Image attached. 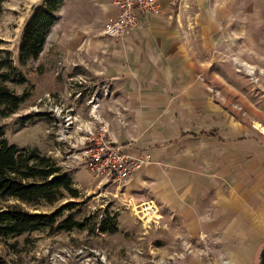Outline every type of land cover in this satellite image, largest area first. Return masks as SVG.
<instances>
[{
	"label": "rangeland",
	"instance_id": "rangeland-1",
	"mask_svg": "<svg viewBox=\"0 0 264 264\" xmlns=\"http://www.w3.org/2000/svg\"><path fill=\"white\" fill-rule=\"evenodd\" d=\"M38 2L0 0V47L6 50L15 69L26 77L23 83L10 80L5 83L15 93H27L14 112L0 117V128L10 143L53 155L80 191L77 197L66 196L52 204L30 205V210L51 211L64 201H78L70 208L77 217L92 213L102 217L104 208L115 210L117 229L101 232L91 222L83 228L69 230L44 224L18 235H0V264H182L187 256L196 253L197 245L184 237L186 242L182 246L176 242L179 237L174 233L175 224L164 220L158 212L146 215L136 212L135 202L131 204L132 210L124 209L115 196L120 186L111 184L105 190L103 184L92 181L90 171L75 168L65 150L79 137L73 125L64 143L53 137L50 106L56 104L61 109L62 119L71 112L83 122L92 121L87 103L90 90L86 95L85 90L77 94L70 91L69 82L76 83L80 77L100 78L109 49L103 29L112 16L104 15L99 0H63L38 56L19 61L17 46L22 27ZM151 14L155 20L150 27L155 28L158 38L165 40L167 50L178 47L173 53H155L149 61L159 66L152 64L151 70L163 81V90L173 91L167 93L166 102L175 93L176 103L180 100L178 109L181 105V111L183 107L191 110L181 115L183 125L198 121L194 113L202 101L207 103L203 109L208 110L202 115L204 124L225 126L229 119L244 129L251 127L264 133V0H167L166 7ZM89 45L93 51H88ZM91 63L98 66L93 74L84 69V65L90 68ZM246 64L254 66L252 73L247 72ZM77 86L82 87L83 82ZM184 86L187 94H179ZM74 93L81 97L78 101L73 98ZM103 97L99 99L96 114L108 124L110 135L116 138L119 132L134 133L128 101ZM101 107L109 113L102 116ZM110 114L115 134L108 121ZM13 201L0 199V207ZM67 212L64 209L60 218ZM157 217L154 222L153 218ZM256 241L250 264L262 261L263 228L257 230ZM214 262L225 263L223 259L208 260L209 264Z\"/></svg>",
	"mask_w": 264,
	"mask_h": 264
},
{
	"label": "crops",
	"instance_id": "crops-1",
	"mask_svg": "<svg viewBox=\"0 0 264 264\" xmlns=\"http://www.w3.org/2000/svg\"><path fill=\"white\" fill-rule=\"evenodd\" d=\"M166 1L160 0L161 9ZM99 2L105 16L117 14L110 0ZM153 16H142V29H130L118 38L104 35L109 49L100 78H84L82 87L77 86L79 81L69 82L73 87L70 91L85 90L86 95L90 90L91 95L106 82L109 92L104 100L115 96L112 98L128 101V116L135 132H119L116 139L132 155L147 152L151 161L119 184L115 196L124 209L133 202H153L162 218L175 224L178 239L186 237L197 245L196 253L182 264H209L210 258L223 259L225 263L219 264H250L257 230L264 229V133L251 127L244 129L229 119L225 126L204 124L202 115L208 110L203 109L207 103L202 101L194 113L198 121L183 125L181 115L191 110L183 107L181 111V105L178 109L180 100L177 104L175 93L166 102L167 93L173 91H164L163 81L151 70L152 64L157 66L149 61L155 53H173L178 48L167 50L165 40L150 27ZM161 29L167 30L164 26ZM88 51L93 47L89 45ZM97 67L91 63L87 69L84 65L91 74ZM186 91L184 86L178 93L185 95ZM75 93L73 98L78 101L81 97ZM247 107L255 113L249 104ZM101 108L102 116L109 113ZM108 121L114 133L111 114ZM158 219L153 218L154 222ZM228 259L232 263L226 262Z\"/></svg>",
	"mask_w": 264,
	"mask_h": 264
},
{
	"label": "trees",
	"instance_id": "trees-1",
	"mask_svg": "<svg viewBox=\"0 0 264 264\" xmlns=\"http://www.w3.org/2000/svg\"><path fill=\"white\" fill-rule=\"evenodd\" d=\"M63 0H40L31 8L18 42V60L36 58L42 50L51 26L58 18ZM23 83L25 75L12 65L6 50L0 47V117L14 112L27 93H15L5 82ZM69 173L63 171L49 154L33 148L10 143L0 128V199L12 198L0 207V235H18L48 224L57 229L83 228L90 222L101 232L117 229L116 211L103 209V216L95 213L77 217L70 208L78 201L67 200L51 211H33L28 206L41 202L52 204L66 196L77 197ZM68 212L60 218L61 212ZM95 219V220H93Z\"/></svg>",
	"mask_w": 264,
	"mask_h": 264
},
{
	"label": "built area",
	"instance_id": "built-area-1",
	"mask_svg": "<svg viewBox=\"0 0 264 264\" xmlns=\"http://www.w3.org/2000/svg\"><path fill=\"white\" fill-rule=\"evenodd\" d=\"M110 1L116 6L118 12L105 23L103 33L112 38H118L130 29L143 27L145 21L142 16L146 13H158L161 7L159 0ZM80 81H85V79L80 77ZM108 92V83L102 82L98 89L95 92L93 91L87 99V103L90 105V113L93 116L92 121L83 122L76 114L71 112L64 115L62 119L59 117L61 109H57L56 104L48 108V112L54 120L53 137L64 143L66 136L70 137L69 129L72 125L74 126L79 132V137L77 142L71 143L65 149L68 152L67 156L75 163V168L90 171L93 176L92 181H96V184H103L104 189L111 184L120 186V183L129 179L134 170L151 161L147 152H140L138 155L130 154L122 143L110 135L108 124L96 116L100 104L99 99ZM80 93L81 91H77V94ZM94 109H96L95 112H93ZM51 156L54 158L53 155ZM134 206L138 212L143 214L144 208L147 209L146 214L158 212L155 204L151 201H144ZM178 242L184 246L183 244L186 241L181 238ZM183 250H185V247Z\"/></svg>",
	"mask_w": 264,
	"mask_h": 264
},
{
	"label": "bare ground",
	"instance_id": "bare-ground-1",
	"mask_svg": "<svg viewBox=\"0 0 264 264\" xmlns=\"http://www.w3.org/2000/svg\"><path fill=\"white\" fill-rule=\"evenodd\" d=\"M245 68H246L248 73H252L253 70L255 69L253 66H251L249 64H246ZM95 111H96V109L93 110V112H95ZM96 116H97V114H96ZM135 210H136V212H138L137 209H135ZM143 210H144V214H146L147 213V209L144 208Z\"/></svg>",
	"mask_w": 264,
	"mask_h": 264
},
{
	"label": "water",
	"instance_id": "water-1",
	"mask_svg": "<svg viewBox=\"0 0 264 264\" xmlns=\"http://www.w3.org/2000/svg\"><path fill=\"white\" fill-rule=\"evenodd\" d=\"M260 264H264V248L262 249V261H260Z\"/></svg>",
	"mask_w": 264,
	"mask_h": 264
}]
</instances>
